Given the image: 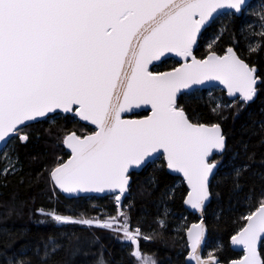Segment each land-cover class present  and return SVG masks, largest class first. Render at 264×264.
<instances>
[{"label": "snow or ice", "instance_id": "6c2138e0", "mask_svg": "<svg viewBox=\"0 0 264 264\" xmlns=\"http://www.w3.org/2000/svg\"><path fill=\"white\" fill-rule=\"evenodd\" d=\"M245 7L246 0H0V156L7 162L0 172L17 171L18 156L12 155L9 141L26 143L28 123L49 117L55 123L61 112L90 121L95 130L87 135L69 131L63 136L71 154L66 161L57 159L49 177L65 193L118 190L117 217L77 220L55 209L37 211L60 224L123 232L135 245L131 256L141 264H156L139 249L140 230L132 231L121 200L130 187V168L151 164L154 180L165 167L182 173L190 189L185 203L203 209L211 197L210 176L221 163L212 157L226 149V136L220 123L193 122L177 93L215 80L234 103L239 95L241 109L255 98L261 77L232 46L218 53L217 36L205 54H195L200 35L217 16L240 14ZM259 47H264V36L259 45L250 42L249 53ZM172 53L183 63L163 72L150 69ZM133 105H150L151 113L123 118ZM220 107L229 106L217 103L213 111ZM248 168L247 163L233 166L237 188ZM244 219L231 239L243 246L245 256L232 264H264L257 252L258 239L264 240V193ZM187 231L190 260L219 264L215 255L198 253L204 227ZM63 246L49 236L36 255L47 264Z\"/></svg>", "mask_w": 264, "mask_h": 264}, {"label": "trees", "instance_id": "16d2710c", "mask_svg": "<svg viewBox=\"0 0 264 264\" xmlns=\"http://www.w3.org/2000/svg\"><path fill=\"white\" fill-rule=\"evenodd\" d=\"M241 22V15L225 21L223 27L226 24L227 28L221 31L215 48L222 54L228 46H232L241 58L257 67L261 83L256 98L243 109L239 107L240 101L236 100L231 107H220L218 111H213L212 103L207 100L188 98L187 94L178 98V103L185 108L193 122L220 123L226 136V149L213 158L221 163L210 183L211 200L205 210L208 239L203 250L206 256V248H212V255L223 263L241 257L239 251L231 248V237L244 225V217L249 210H255L258 206L261 191H264V127L261 124L264 122V47L248 53L249 56L244 53L246 50L239 35ZM216 27L213 23L201 34L195 48L198 57L206 53L203 41L219 32ZM168 62L160 71L178 64L171 59ZM145 114L146 111H141L135 116ZM71 118L62 115L55 123L41 120L28 124L25 130L29 132L30 139L26 143L18 140L11 143L14 147L13 156H18L19 165L14 174L2 175L0 172V264H20L21 261L23 264H42L36 255V248L42 246L49 236H54L64 246L47 264H98L101 259L105 264L137 262L130 255L132 246L119 233L78 223L57 224L37 211L41 208L55 209L63 215L89 219L99 214V217L114 214L117 210L111 196L68 199L53 186L49 170L58 158L63 162L67 157L61 145L63 136L69 131H76L78 135L93 131ZM160 161L162 159L157 160V164ZM244 163L249 168L243 172L237 188L231 174L232 168ZM152 168L149 164L140 172L130 174L132 183L129 197H124L123 205L128 206L132 226L142 227L149 233V240H139L142 252L157 255L159 264H186L184 259L188 251L185 233H175V219L177 215L184 214L190 225L197 222L198 218L188 213L183 206L188 192L183 182L173 189L171 195H166L180 179L169 174L165 167L156 173L154 180ZM161 199L166 200L170 210L167 214L158 206ZM69 238L72 240L71 245L68 244ZM77 242L79 251H75ZM259 254L264 260V240L260 244Z\"/></svg>", "mask_w": 264, "mask_h": 264}, {"label": "rangeland", "instance_id": "374dc122", "mask_svg": "<svg viewBox=\"0 0 264 264\" xmlns=\"http://www.w3.org/2000/svg\"><path fill=\"white\" fill-rule=\"evenodd\" d=\"M262 12H264V0H253L243 10V12L241 14L242 22H241V26H240V29H239L240 30V34L239 35L241 36L242 42H243L245 50H246L244 53L247 54V55L249 53V44H250V42L254 41L257 45H259L261 43V41H262L261 37L264 36V19L261 18ZM233 16H235V15H220L215 20L214 24H216V26H217L216 28H217V30L219 32L216 33V34L210 35L205 41H203V47H204L205 51H207V44L209 42H211L214 37L219 36L221 31L224 30L223 23L225 21H227V20H230ZM216 41H217V39H216ZM259 49H260V47H259ZM258 50H256V51H258ZM263 56H264V53H263ZM167 63H169L168 60H165V61H163V62H161L159 64H156L155 66H153L150 69L152 71H154V72H158V71H160L161 68L164 67V64H167ZM221 91L222 90L220 88H211V89L205 90V92H201V90H195V91L190 92L187 95H189L188 98H197V99L207 100L208 102L212 103L213 108L216 107L217 103H220L221 105H228L229 107H231L232 104H233V101L226 100L224 91H223L224 94ZM229 107H224V108H229ZM218 109L216 111H218ZM59 116H62V115H58L55 118V120H57ZM52 119H53L52 117H49L48 120H42V121L43 122L46 121L48 123H52L51 122ZM71 119H72V121H76L77 120L74 117H72ZM11 143H13V141H9L10 145H11ZM54 143L56 145L57 142L54 141ZM61 145L63 146V141H62ZM63 149H64V147H63ZM12 155H13V152H12ZM6 163L7 162L3 159V157L0 156L1 167H4ZM18 165L19 164H17V168H18ZM1 174L4 175L2 172H1ZM181 182H182L181 180H177L175 186L173 188H171L169 190V192H168L169 194L167 193L166 195H171V193H173V189L176 186L180 185ZM262 193H264V191H261V194ZM111 197L114 200V202L117 203L116 195H112ZM124 197H129V192L125 196H121L122 202H123ZM158 204H159L158 206H160L162 208V211H163L164 214L169 213L170 210L168 208V205H167L165 199L164 200L161 199L158 202ZM124 206H125L124 210L128 214V211H127L128 210V206H126V205H124ZM116 207L118 208L117 204H116ZM117 215H118V213H117V210H116V212L114 214H109L108 213L104 217H99L100 216V214H99L98 216H95V217L89 218V219H93L94 220V219H98L99 218L101 220H108L109 218L117 217ZM42 216H45V215H42ZM128 216H129V214H128ZM45 217H48V218H50L53 221V219L51 217H49V216H45ZM164 217H165V215H164ZM76 219L77 220H82V219H79V218H76ZM161 221H163V220H161ZM175 222H176V228H174L175 233L177 235H179L180 233L181 234L185 233L186 230H187L186 228L189 225V223L187 222V216L184 215V214L177 215V217L175 219ZM57 224H60V223H57ZM65 224H67V223H65ZM130 224H131L132 231H136V229L139 228V230H140L139 240L141 238H144L145 241L149 240L150 236H149V233L147 231H144L142 227H138V226L134 227V226H132V222L131 221H130ZM88 226H94V227H98L100 229H104V230H107V231H112V230H108V229H106V228H104L102 226L95 225V224L88 225ZM112 232L119 233L123 237V240L126 241L128 243V245L132 246V249L135 247V245H133L131 242L128 241L127 237L124 236L123 232H117V231H112ZM138 243H139V241H138ZM207 245H209L208 242H207ZM210 246H212V245L210 244ZM142 253H144V252H142ZM204 253H205L206 256H209L210 254L212 255L214 253V251L212 250V248H206ZM144 254H147L149 257L154 258L155 261H156V264H159L160 261H159L157 255L150 254V253H144ZM135 259L137 261L135 264H141V262H140V260L138 258L135 257Z\"/></svg>", "mask_w": 264, "mask_h": 264}, {"label": "water", "instance_id": "95a60500", "mask_svg": "<svg viewBox=\"0 0 264 264\" xmlns=\"http://www.w3.org/2000/svg\"><path fill=\"white\" fill-rule=\"evenodd\" d=\"M252 1H253V0H246V7H247ZM246 7H245V8H246ZM245 8H244V9H245ZM244 9H243V10H244ZM241 14H242V13H240V14H236L235 16H240ZM217 17H218V16H217ZM217 17H216V18H217ZM200 36H201V35H200ZM195 48H196V47H195ZM233 48H234V47H233ZM226 49H227V48H226ZM226 49H225V51H226ZM222 54H223V53H222ZM169 55L172 57L171 60H175V61H177L178 63H183V58L176 56L175 53H172V54H169ZM165 60H167V59H165ZM165 60H163V61H165ZM159 63H161V62H155V61H154L153 64L150 65V68L153 67V66L156 65V64H159ZM256 68H257V67H256ZM165 71H167V70H165ZM257 71H258V69H257ZM161 72H163V71H161ZM256 74H257V73H256ZM260 83H261V81H258V85H259ZM211 88H220L222 91H224L226 98H227L229 101H233V99L230 97L229 93L227 92L225 86L222 85L219 81L212 80V81H210V82H205V83H203V84H201V85H197V86H195V90H207V89H211ZM192 91H194V90H192ZM192 91L185 90V89H181V90L177 93V98H179V96L182 95V94L190 93V92H192ZM256 96H257V95H256ZM256 96H255V98H256ZM255 98H254V99H255ZM236 99H238V100L240 101V97H239L238 94H237L236 97H235V100H236ZM254 99H253V100H254ZM253 100H252V101H253ZM252 101H251V102H252ZM251 102H250V103H251ZM248 104H249V103H248ZM141 111H146L147 114H145V115H143V116H135V114L140 113ZM150 113H151V107H150V105H139V106H137V105H133L132 108H130V109H126V110L122 113V116H123V118H125V119H139V118H142V117H145V116L149 115ZM60 114L65 115V114H63L62 112H61ZM67 115H69V114H67ZM76 118H77V120H78L80 123H82V124H84V125H87V126H90L92 129L95 130V126L92 125L90 121H84V120L80 119L79 117H76ZM32 123H36V122H31V123H28V124H32ZM28 124H27V125H28ZM86 135H87V134H86ZM63 147H64L65 152H66V153L68 154V156H69V155L71 154V153H70V150L67 149L65 145H63ZM158 151H160V152L162 153V150H158ZM223 152H224V151H223ZM223 152H222V153H223ZM218 155H220V154H218ZM68 156H67V158H66L64 161H66V160L68 159ZM212 158H214V156H213ZM159 159H162V160H163V155H161ZM142 169H143V168H139V169H138V168H136L135 166H133L132 168H130V173H129V174H131V173H133V172H140ZM217 169H218V168H216V169L214 170V174L210 176V183H211V180L213 179L214 175L217 174ZM166 170H167V172H168L169 174H171V175H173V176L179 178V179L183 182V184L186 186L188 192L190 191L189 186H188L187 182L184 180V178H183V174H182V173H179V172H177V171H175V170H170V169H167V168H166ZM131 183H132V177H131V175H130V185H131ZM56 189L58 190V192H59L62 196H64L65 198H68V199H71V198H79V197H89V196L105 197V196H108V195H115L114 192H115L116 194H118V190H108V189H105V190L102 191V192H101V191H95V190H89V191H80V192H74V193H65L63 190L59 189L58 186H56ZM128 189H129V188H128ZM128 189L126 190L125 193H127ZM188 192H187V194H188ZM187 194H186V196H187ZM186 196H185V198H186ZM185 198H184V200H183V206H184L185 210H186L188 213H190V214L196 215L197 218H198V221H197V222H194V223H192V224H190L189 227L187 228V230L190 229V228H192L193 225H202V226L204 227V229H205V236L203 237V240H202V244H201V246L198 248V253L202 254V257H203V258H207L208 256H206V257L203 256L204 246H205V243H206L207 238H208L207 227H206V222H205V210H206L208 204L210 203L211 197L208 199V201L206 202V204H205V206L203 207L202 210H201V209H193L190 205H188V204L185 203ZM246 222H247V221H245V223H246ZM242 227H243V226H242ZM187 230H186V232H185V241H186V248H187V251L189 252V251L191 250V248H190V244H189V240H188V231H187ZM238 231H239V230H238ZM238 231H237V232H238ZM237 232H236V233H237ZM231 238H232V237H231ZM261 242H262V240L258 239V241H257V252H258L259 257H260V254H259V247H260ZM230 244H231V248H232L233 250H235V251H239V252L241 253V257H240L239 259L232 260V261H230V262H228V263H223V262H221V261L219 260V258L217 257V260H218L219 264H232L233 261H239V260H241V259L245 256V252H244V249H243V246H242V245L234 244L233 241H232V239L230 240ZM188 252H187V254H186V256H185V259H184V260H185V263H186V264H196V262H195L194 260H190V258H189V256H188ZM260 259H261V257H260ZM261 260H262V259H261Z\"/></svg>", "mask_w": 264, "mask_h": 264}, {"label": "flooded vegetation", "instance_id": "af4514ba", "mask_svg": "<svg viewBox=\"0 0 264 264\" xmlns=\"http://www.w3.org/2000/svg\"><path fill=\"white\" fill-rule=\"evenodd\" d=\"M257 75H258V71H257Z\"/></svg>", "mask_w": 264, "mask_h": 264}]
</instances>
